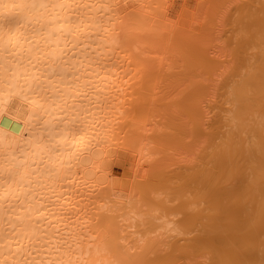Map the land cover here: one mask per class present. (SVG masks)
<instances>
[{
	"label": "bare ground",
	"instance_id": "1",
	"mask_svg": "<svg viewBox=\"0 0 264 264\" xmlns=\"http://www.w3.org/2000/svg\"><path fill=\"white\" fill-rule=\"evenodd\" d=\"M153 1L0 0V264H156L163 250L184 254L185 264H264V18L255 17L261 34L251 33L261 55L244 75L223 85L203 77L170 102L186 115L190 137L187 158L172 170L149 157L153 142L172 137L149 120L157 93L125 83L131 69L155 66L145 48L170 41ZM211 55L205 67L219 60ZM200 59L192 61L199 68ZM118 147L135 154L133 176L148 153L153 159L128 190L103 174ZM163 192L183 199L172 211L184 206L176 207L185 244L181 234L174 243L147 240L153 217L146 226L139 216L150 210L139 203L131 213L136 193L158 201ZM164 222L154 223L156 237L170 231Z\"/></svg>",
	"mask_w": 264,
	"mask_h": 264
},
{
	"label": "rangeland",
	"instance_id": "2",
	"mask_svg": "<svg viewBox=\"0 0 264 264\" xmlns=\"http://www.w3.org/2000/svg\"><path fill=\"white\" fill-rule=\"evenodd\" d=\"M154 1H153L154 7L157 6L156 7L157 9L155 8L156 11L155 10L154 11L158 15H160L161 18L165 15L164 17L167 18L166 20H168L169 26H170L169 27L167 24V26H168L167 30L168 31L165 30L166 32L164 33V38L162 37L163 40L162 39H160V40L165 41L167 39L169 41V39H170V41H169L170 43L167 42L168 44L166 46H162L161 49H160L161 46L159 47V49H156V50H154L155 48H153V47H150V49L147 47V49H149L150 51L146 50V48L144 49V52H145L147 58H149V56H150V58H151V56L153 58L154 57L156 58V59L154 58L155 60L152 58L153 61L151 59H149L150 61L148 62L149 65L152 62L150 66H152V64L153 65L155 64V66L152 67V69H151L155 73V75H153L154 73L149 72V71H151L150 69L148 71L149 75L147 74L146 71L144 73L142 72L143 74H141V71L131 69L130 71L127 72V75H126L127 78L125 77L126 78L125 83L131 84V85H135V83H136V85H138L140 82L143 84L145 83L146 85L149 84L151 92L149 90H148V92L152 93L151 95H153L154 92H155L154 94L157 93L155 95L156 98L154 97V95L153 96L149 95V97H151L152 99L154 97V101H157V98L159 100V101H157L158 105L155 107L152 115H150L149 120L151 121V124L165 129L166 132H172V137H171V139L168 138V139H170L169 140L170 143L161 142V144H156L153 142L152 145L157 146L156 150H158V151H154V154L153 153L151 154V152L148 153L149 155L151 154L152 156L151 155L149 156L148 154L147 155L149 157H153V159H155V157H157V158L162 157L165 161V164L169 165L170 169L174 170L173 168H178V165L182 164V163H179L180 160H185L187 158L188 149L190 148L187 145V142L190 141V137H188V135L186 133V130H187L186 129V121H187L186 115H184L182 112H179V111L175 112L174 108H172L170 104L173 102V99L175 96L179 99V97H181L183 95V92H184L183 89L185 90L186 86L188 87L189 85L195 83V81L197 82V80H198V82L200 81L202 84L204 81V78H205V79H207V80H205L206 81L205 84H210V83L213 84V82H215L214 84L217 83V84L223 85L226 82L228 83L229 79H230L229 83H233L235 79L233 80L231 78L237 79L238 76L240 77L241 75L245 74L244 70H246V72H247V70L252 67V63H254V59L256 57L259 58L258 54H260V52H262L259 50V47L261 44L260 43L258 44V42H260V41H258L259 39H257L258 34L255 35L256 40L253 41L254 39L251 36L252 35L251 33H253V31H254V34H255V32L257 30L258 33L261 34L262 26L261 27L259 26L256 29V25H257V22H259L260 20H262L264 18L263 17V15H264V12H263L264 11V9H263L264 8V0H157V1L154 0ZM156 2H158L159 4ZM251 12H253V13H251ZM257 12H258V14H256ZM251 14L253 17L251 16ZM255 17H257L259 19V21ZM251 22L253 23V25ZM261 22L262 21H260L259 23H261ZM172 23H174V25ZM158 24L161 25V22H159V20H158ZM163 27H165V26H163ZM179 28L182 31L179 30ZM169 31H171V32H169ZM180 32H182V34ZM161 33H160V37H161ZM171 33H172V36H171ZM175 33H177L179 35L176 34V36H175ZM170 36H171V38L173 37L174 39L173 38L171 39ZM249 36H251L252 39H251V37L249 39ZM177 38L178 39L181 38V39H179L180 41ZM258 38H260V37H258ZM176 39L178 41H176ZM172 41L174 44L172 43ZM172 46H173V48H172ZM156 48H157V46H156ZM260 49H262V47ZM202 51H203V53H202ZM149 53H150V55H149ZM202 54H204V55L202 56ZM208 54L209 55L212 54L211 55L212 57H213V55L218 56L219 60L215 61V63L213 61L207 60V62L208 61L210 62V63L208 62L210 64V66L207 65L208 63L207 64L205 63V65L208 66V67H205L203 62L206 61L205 56ZM162 55H164V56H162ZM156 56H158L159 58H157ZM211 56H209V57H211ZM147 58H146V60L148 61ZM199 58H202L200 60L205 59L204 61H200V62H202L203 65L198 61V63L200 64V68H199L198 64H194L197 62V60H199ZM159 59H162V60H159ZM164 59H166V60L163 61ZM257 60H259V59H257ZM147 61H146V63H147ZM190 61H191V63H193L192 61H196V62H194L193 65H191ZM158 62L162 64V65L161 64L158 65L159 68L157 67ZM163 64H165V65L163 66ZM211 64H212V66H211ZM250 64H251V66H250ZM168 66H169V68H170V66L172 67L171 70H169ZM194 67L196 69H194ZM203 67L206 69L202 70ZM210 67H212V69H210ZM155 68H158V71ZM207 68H208V70H207ZM236 69L238 70L237 72H236ZM241 69H242V71H241ZM201 70H202V72H201ZM193 71H195V72H193ZM196 71L198 72V74H196ZM212 71H214V72L212 73ZM243 71H244V74H243ZM159 73L161 75H159ZM199 73H200V75L204 73V75H206V76L202 75V77H201V76H199ZM217 73L218 74L220 73L219 76ZM221 73H223V74H221ZM240 73H242V74H240ZM192 74L194 76H192ZM234 74L236 77L234 76ZM207 75H210V76H207ZM144 76H145V80H144ZM150 76L153 78H151ZM199 77H201V78L199 79ZM212 77L214 79H217V80L211 79ZM135 78H136V80H134ZM192 78L193 79L195 78V79L192 80ZM152 79H154V80H152ZM202 79H203V81H202ZM140 80H142V81H140ZM150 80L153 84L151 82L150 83L145 82V81H150ZM207 81H208V83H207ZM216 81H218L219 83ZM150 85H152V87H154L153 85H155V87L157 89L155 87L151 88ZM153 89H154V91H153ZM176 97L174 100H178ZM159 103H162V104H159ZM151 124H149V126H151ZM173 137L178 138L179 140L177 139L178 141L176 140V142H173ZM113 152H114V154L112 156L113 161H112V158H104V160H105V173H103V174L106 177L105 178L106 180H109L108 178L110 176H112V179H110V181H112V182H113V180L117 179L114 181L115 186H116V184L121 185V183H122L123 186L128 190V189H130V188H128V186L129 185L131 186V184H132V182L130 184V181H133L132 176H133L134 170L136 169L135 154L133 152L127 150L124 147L123 148H121V147L115 148V149H113ZM147 155H146L144 162H143V165L145 167L143 166L141 168L142 169V172L140 171L141 173H144V171H145L144 168L146 169L147 167H149L150 162L153 161V159L150 158L152 161L150 160V162H149L148 161L149 157ZM107 168L108 169L110 168L111 172L109 171L110 169L108 170ZM140 172L138 173V174H140L139 177H138V174H137V176L135 175L136 174V172H135V174H134L135 177L133 176L134 180L136 178L141 177L142 174ZM130 178H132V179H130ZM120 185H118V186H120ZM137 193L135 195H133L134 197L132 196V198L129 199V200H131V201H129V204L131 203L132 205L137 206L136 208L134 206V208L131 210V213H135L137 211L138 206L140 205V206H142V207H140L141 210L138 209V212H137L139 215L141 214V212H144V211H145V213H147L148 210H150V213L149 212L148 213L151 214V216L148 213L144 214V216L146 215L147 217H144L143 215L139 216V219H141L143 221V224L145 223V225L147 226L148 222L150 221V219L148 217H153V219L152 218L151 219L154 220L153 222L155 223L156 226L158 223L166 225L164 221H166V223H168V224L170 223L169 224L170 226H168V229L170 231L168 232V230H167L166 238L168 237V235L169 236L171 235L170 232L175 233V234H172L174 236V238L172 235L167 239L165 238V236L163 237L164 239L161 238L162 236L158 234V230H157L158 228L154 227L155 225H154V223L152 224V220H151V222H150L151 224L149 223V225H151V226L148 225L150 227L148 229H150L151 232L147 230V232L145 234V236L150 238L147 240L150 241V240H153V238H155V239L160 238V242H162V243H165V244H168L167 242L174 243L176 241L175 237H177L181 234L183 238L182 237L180 238L181 235L179 237H177V238H179L178 243H180L179 245H181V243L185 244L187 241L184 238L187 236L185 233H183L184 231L181 229V224L179 223L183 217V213L182 212L180 213V211L178 209V208L184 207V206L180 207V205H184L183 199L175 198V196L170 195L173 193L167 194V192H165V193L163 192V193L158 194L159 198H161V200L158 199V201L160 200V203H159L157 200L151 201L152 199L149 200L144 196L140 197L139 195H137ZM163 194H164V196H163ZM167 195H169V196H167ZM168 198L170 199V201ZM178 199H179V201H178ZM143 200H145V202H143ZM162 200L164 203H162ZM171 200H173V201H171ZM180 200H182V201H180ZM149 201H150V203H149ZM154 201H155V204H159V205L154 204L157 210L154 208V205L152 204V202L154 203ZM166 201H168L169 204ZM175 201L178 202L177 204H180L182 202L180 205L175 204L174 209L178 210L179 211L178 213L176 210H175L176 211V213H175L174 209L172 211V207L174 206V203H176ZM139 203H141V204H139ZM144 203L145 204L148 203L147 205H144L145 207L147 206L146 207L147 209H145L143 207ZM149 204H151L152 206H150ZM164 204H166V206ZM168 205L169 206L172 205L171 209H170L171 211L169 209L167 211ZM159 206H161V207H159ZM162 207H164L166 209H164ZM142 208H144L145 210H142ZM158 208L160 210H158ZM163 209H164V212H163ZM133 210H135V211H133ZM146 210H147V212H146ZM159 211H161L163 213V215ZM170 212H173V216H172V213H170ZM158 213H160V214H158ZM174 213H175V215H174ZM155 214L157 215V217ZM164 214H165V216H164ZM181 214H182V216H181ZM142 217H143V219H142ZM165 217L173 218L172 222L170 221L171 219L169 220V218H168V220H167V218H165ZM145 219H146L147 223L145 222ZM147 220H149V221H147ZM177 220H179V222ZM168 221H170V222H168ZM177 225H178V228H176ZM171 227L175 228V229H172ZM179 229H180V231L178 232ZM148 233H149V235H148ZM154 233H156V234L154 235ZM156 236H161V237H156ZM151 237H152V239H151ZM142 238L145 239L146 237H142ZM168 239L171 241L173 240V242L169 241ZM180 240H182V241L180 242ZM184 240L186 242H184ZM163 241H166V242H163ZM165 248H167V247H165ZM171 251L173 253H171L169 255L168 254L166 255V251H164V250L159 251V254L161 253L159 256H161V255H163V256L158 257L159 259L157 257H156V259L153 258L156 261V262L154 261L153 263L158 264L160 260H162V262H164L163 264L168 263V262H169V264H174V263L175 264H182V262H183V264L187 263L184 258H186V260H188V258L185 257L184 254H183L184 255V257H183V255H180L181 253H179V255H178V253H176L174 250H171ZM176 254L178 255V257ZM171 255L174 258L173 260H172ZM168 256H170V258ZM179 256H181V257H179ZM162 257H163V259H162ZM166 257H168V258H166ZM157 259H158V261H157ZM167 259H168V261H167ZM177 259H178V261L181 259L179 261V263L177 262ZM184 261H185V263H184Z\"/></svg>",
	"mask_w": 264,
	"mask_h": 264
}]
</instances>
